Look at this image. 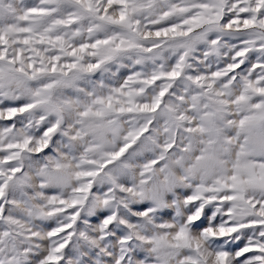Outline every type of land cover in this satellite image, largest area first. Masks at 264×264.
<instances>
[{
	"label": "snow or ice",
	"instance_id": "obj_1",
	"mask_svg": "<svg viewBox=\"0 0 264 264\" xmlns=\"http://www.w3.org/2000/svg\"><path fill=\"white\" fill-rule=\"evenodd\" d=\"M0 264H264V0H0Z\"/></svg>",
	"mask_w": 264,
	"mask_h": 264
}]
</instances>
